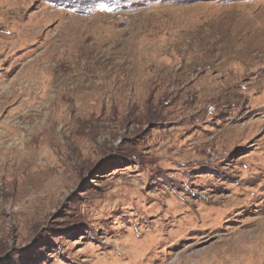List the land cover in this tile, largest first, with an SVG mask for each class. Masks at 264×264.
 Masks as SVG:
<instances>
[{
	"label": "rangeland",
	"instance_id": "rangeland-1",
	"mask_svg": "<svg viewBox=\"0 0 264 264\" xmlns=\"http://www.w3.org/2000/svg\"><path fill=\"white\" fill-rule=\"evenodd\" d=\"M11 1L0 264H264V0Z\"/></svg>",
	"mask_w": 264,
	"mask_h": 264
},
{
	"label": "bare ground",
	"instance_id": "bare-ground-1",
	"mask_svg": "<svg viewBox=\"0 0 264 264\" xmlns=\"http://www.w3.org/2000/svg\"><path fill=\"white\" fill-rule=\"evenodd\" d=\"M12 4H13V2L11 0L10 1H7L6 4L4 5L7 8H4V10L0 11V15H4L6 12H8V10H9L8 8H11L10 6H12ZM26 25L28 26V24L26 23L24 25V27L21 30H18V31H16L15 29H13V33H15L16 34L15 36L18 37L17 41L14 42L13 47H15V45H21V44H23V43L20 42V40H23L24 39V41L25 42H28V43L32 40L33 37H32V34L30 33L31 31L29 32V28ZM19 38H20V40H19Z\"/></svg>",
	"mask_w": 264,
	"mask_h": 264
}]
</instances>
